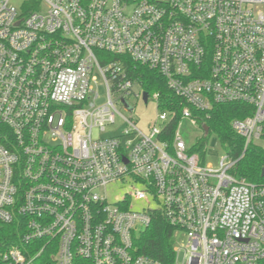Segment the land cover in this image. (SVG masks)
<instances>
[{"label":"built area","instance_id":"built-area-1","mask_svg":"<svg viewBox=\"0 0 264 264\" xmlns=\"http://www.w3.org/2000/svg\"><path fill=\"white\" fill-rule=\"evenodd\" d=\"M107 54L165 78L184 102L172 132L159 94ZM131 97L155 102L146 131L119 110ZM235 102L252 107L232 121L244 148L264 145V0H0V223L22 230L1 262L164 264L136 243L162 216L171 264H260L264 182L181 136L182 119L205 133L192 108ZM113 184L127 189L111 201Z\"/></svg>","mask_w":264,"mask_h":264},{"label":"trees","instance_id":"trees-1","mask_svg":"<svg viewBox=\"0 0 264 264\" xmlns=\"http://www.w3.org/2000/svg\"><path fill=\"white\" fill-rule=\"evenodd\" d=\"M98 55H106L98 52ZM111 59H118L122 62L128 74L135 78L141 88L147 93L157 92L159 94L158 107L174 113L169 121V128L172 132L180 117L183 100L177 96L166 83L165 78L155 69L133 61L128 56L108 55ZM252 107L244 103H215L206 111L191 109L192 114L197 115L198 123L207 126L205 132L191 147L190 151H198L203 157L206 139L210 133H214L218 138L221 148L228 153L235 164L232 173L239 178H244L249 182H264V145L250 143L244 148L243 138L232 128V121L250 113ZM17 221L9 224L0 223V246L6 247L10 244H18L22 230H19ZM173 228L168 221L157 216L151 220L149 225L143 229L136 241L138 251L152 256L164 264H171L173 259L172 237ZM0 264H3L0 260ZM264 264V260L260 263Z\"/></svg>","mask_w":264,"mask_h":264},{"label":"rangeland","instance_id":"rangeland-1","mask_svg":"<svg viewBox=\"0 0 264 264\" xmlns=\"http://www.w3.org/2000/svg\"><path fill=\"white\" fill-rule=\"evenodd\" d=\"M22 0H11V3L15 6H19ZM98 92L100 94V101L104 100L105 91L101 84L98 86ZM130 103L134 105V110L132 112H126L122 107H119V110L125 114H131L136 120L137 126L143 130H147V124L151 122L157 113V108L155 102L149 99L147 104H144L141 98H130ZM202 131L195 125L191 124L188 119L181 120V136L187 146H192L200 137ZM205 154L204 158L207 163H210L213 166H217L220 158L224 155L225 151L221 148L218 138L214 133H210L206 139L205 143ZM126 187H121L117 184L110 185L107 188L109 199L114 200L115 197H120L124 194ZM140 203H137L135 208H139ZM181 231H175L174 234L177 237H180L176 244L182 243L184 240L183 236L181 237ZM183 252H180V258L182 257Z\"/></svg>","mask_w":264,"mask_h":264},{"label":"water","instance_id":"water-1","mask_svg":"<svg viewBox=\"0 0 264 264\" xmlns=\"http://www.w3.org/2000/svg\"><path fill=\"white\" fill-rule=\"evenodd\" d=\"M146 97H147V92L144 91L143 92V99L146 100ZM202 127L204 129V132H207V126L203 125ZM263 174H264V168L261 170V175H263Z\"/></svg>","mask_w":264,"mask_h":264}]
</instances>
